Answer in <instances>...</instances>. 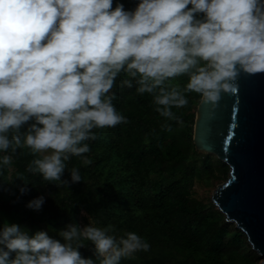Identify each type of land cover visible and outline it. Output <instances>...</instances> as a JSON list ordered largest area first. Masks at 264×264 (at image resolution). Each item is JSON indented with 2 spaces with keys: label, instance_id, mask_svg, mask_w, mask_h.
Wrapping results in <instances>:
<instances>
[{
  "label": "clouds",
  "instance_id": "obj_1",
  "mask_svg": "<svg viewBox=\"0 0 264 264\" xmlns=\"http://www.w3.org/2000/svg\"><path fill=\"white\" fill-rule=\"evenodd\" d=\"M122 73V86L135 82L162 118L180 123L172 109L187 106V94L215 104L241 74H264V0H138L133 10L113 0H0V165L27 148L39 156L27 172L57 187L80 183L77 168L62 179L65 162L89 164L93 130L128 123L112 103ZM182 76L183 87L171 83ZM43 204L41 196L25 207ZM93 224H70L54 239L5 222L0 264H96L80 254L85 241L99 264L149 250L134 232L118 238L112 225Z\"/></svg>",
  "mask_w": 264,
  "mask_h": 264
},
{
  "label": "trees",
  "instance_id": "obj_2",
  "mask_svg": "<svg viewBox=\"0 0 264 264\" xmlns=\"http://www.w3.org/2000/svg\"><path fill=\"white\" fill-rule=\"evenodd\" d=\"M133 10L138 0H113ZM122 73L111 90L113 105L128 123L95 129V140L86 141L90 151L70 157L62 179L70 180V169L79 170L80 183L68 186L45 181L39 174L26 171L39 156L29 149H18L10 166L0 165V227L16 224L32 235L47 231L49 236L66 230L68 225L115 228L118 238L134 232L149 245L148 251L122 259L120 264H257L260 257L251 249L245 234L211 202L195 198L189 188L193 178L216 186L229 177V167L213 154L199 153L193 144V126L201 100L187 94L188 104L172 109L180 123L162 118L150 94L137 95L133 87L122 86ZM187 76L171 81L183 87ZM25 125L21 131H25ZM5 153H0V156ZM21 174L23 179H21ZM157 176V180H153ZM27 184L25 194L18 188ZM44 197L39 211L25 205ZM79 249L82 258H92L93 245Z\"/></svg>",
  "mask_w": 264,
  "mask_h": 264
},
{
  "label": "water",
  "instance_id": "obj_3",
  "mask_svg": "<svg viewBox=\"0 0 264 264\" xmlns=\"http://www.w3.org/2000/svg\"><path fill=\"white\" fill-rule=\"evenodd\" d=\"M193 144L229 167L228 179L215 188L211 201L264 258V74H241L235 90L221 94L215 104L200 100Z\"/></svg>",
  "mask_w": 264,
  "mask_h": 264
},
{
  "label": "rangeland",
  "instance_id": "obj_4",
  "mask_svg": "<svg viewBox=\"0 0 264 264\" xmlns=\"http://www.w3.org/2000/svg\"><path fill=\"white\" fill-rule=\"evenodd\" d=\"M157 179H158L157 176H153V180H157ZM203 179L193 178L191 181H189L188 185L192 195L195 198L208 202L211 201L212 193L219 184H217L216 186L206 184V182ZM262 261H264V258H260L257 264H261Z\"/></svg>",
  "mask_w": 264,
  "mask_h": 264
}]
</instances>
